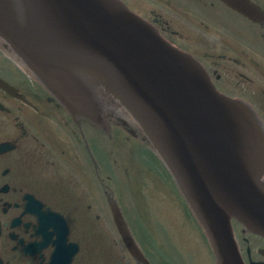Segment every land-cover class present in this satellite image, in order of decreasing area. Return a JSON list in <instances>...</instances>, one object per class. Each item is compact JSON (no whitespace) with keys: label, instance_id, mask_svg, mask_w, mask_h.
<instances>
[{"label":"water","instance_id":"water-1","mask_svg":"<svg viewBox=\"0 0 264 264\" xmlns=\"http://www.w3.org/2000/svg\"><path fill=\"white\" fill-rule=\"evenodd\" d=\"M252 21L246 0H222ZM0 40L75 121L115 136L112 111L135 121L203 227L216 264H244L231 221L264 237V128L220 93L201 64L119 0H0ZM112 220L131 256L150 264L123 214Z\"/></svg>","mask_w":264,"mask_h":264},{"label":"flooded vegetation","instance_id":"flooded-vegetation-1","mask_svg":"<svg viewBox=\"0 0 264 264\" xmlns=\"http://www.w3.org/2000/svg\"><path fill=\"white\" fill-rule=\"evenodd\" d=\"M122 1L197 59L217 90L247 103L264 124V0H246L260 21L222 0ZM193 29L207 40L190 36L186 50L175 38ZM7 51L0 40V264H97L85 248L92 242L84 240L83 222L70 217L84 202L69 201V193L80 192L73 185L78 177L92 174L98 129L86 131L88 124L70 118L39 82L14 67ZM69 175L72 188L65 184ZM238 225L233 230L244 264H264V238Z\"/></svg>","mask_w":264,"mask_h":264},{"label":"rangeland","instance_id":"rangeland-1","mask_svg":"<svg viewBox=\"0 0 264 264\" xmlns=\"http://www.w3.org/2000/svg\"><path fill=\"white\" fill-rule=\"evenodd\" d=\"M193 35L198 36L201 42L207 40L205 34L194 29L184 32L182 40H175L179 46L189 50L187 38ZM197 46L200 50L205 48ZM9 61L22 72L12 60ZM24 71L32 77L26 69ZM119 116L121 121L130 119L126 111ZM114 126L113 139H108L101 132L98 134L95 150L97 170L94 174L84 173L83 179L78 177L77 183L73 184L81 193L75 194L70 175L65 178V184L68 182L67 187L73 191V194L69 193V201L84 202V208L79 204L71 209L70 217L78 216L83 222L84 240L92 242L91 246L88 241L90 245L87 243L85 248L93 252L91 256L97 264H134L112 221L109 199L119 197L120 209L131 233L142 247L152 250L153 259L162 260L165 264H216L207 234L180 197L163 161L156 153L150 152L152 148L144 142L139 127L130 126L133 134L125 128L128 137L119 128L121 126ZM92 136L90 134L89 140ZM90 145L93 146L92 140ZM88 218L95 221L90 219L87 222ZM232 226L235 231L240 229L235 220H232Z\"/></svg>","mask_w":264,"mask_h":264},{"label":"bare ground","instance_id":"bare-ground-1","mask_svg":"<svg viewBox=\"0 0 264 264\" xmlns=\"http://www.w3.org/2000/svg\"><path fill=\"white\" fill-rule=\"evenodd\" d=\"M122 4H124L125 6H126V4L124 3V1H122V0H119ZM127 7V6H126ZM128 8V7H127ZM129 9V8H128ZM130 10V9H129ZM130 11H132V10H130ZM133 12V11H132ZM160 36H161V34H159ZM8 47V51H7V54L10 56V58H12V60H13V62H14V64H16L17 66L16 67H18V68H20V70L23 72V73H26L24 70L26 69L29 73L28 74H31V75H33V73L26 67V65L19 59V58H17L16 56H15V54L14 53H12V50H11V48L9 47V46H7ZM17 61V62H16ZM18 62H19V64H21L22 65V68H21V66L18 64ZM25 69H24V68ZM34 76V75H33ZM30 78V77H29ZM34 79L37 81V82H39L43 87H44V89L49 93V94H51L55 99H56V101H57V103L59 104V106L63 109V110H65L66 112H67V114H68V116L70 117V118H72V119H74L72 116H71V114L68 112V110L66 109V107L63 105V103L59 100V99H57L54 95H53V93L47 88V87H45L35 76H34ZM211 81V80H210ZM1 82H3V81H1V79H0V83ZM6 82H4L1 86L2 87H5L6 86ZM8 86V85H7ZM235 99H237V98H235ZM238 100H240V99H238ZM242 101V100H241ZM244 102V101H243ZM251 107V106H250ZM124 108H121V107H117V108H114V110L112 111V119H113V126L114 125H116L117 127H119V126H121V127H119V128H122L123 129V131H124V133H126V135L129 137V135L127 134V132L125 131V124H124V122H127L128 123V125L129 126H133V125H136V127H138V125L135 123V121L130 117V119H129V121L128 120H122L121 121V116H119L120 115V113H123L124 114ZM254 111V110H253ZM255 112V111H254ZM256 114V113H255ZM257 115V114H256ZM123 117H124V115H122ZM130 116V115H129ZM258 117V116H257ZM125 119V118H124ZM259 119V118H258ZM260 120V119H259ZM122 122V125H120L119 123H121ZM260 122H261V124H262V126H263V128H264V124L262 123V121L260 120ZM132 123H134V124H132ZM115 127V126H114ZM92 128L93 127H85V129H86V131H88V130H92ZM94 129H96V128H94ZM139 130L141 131V129L139 128ZM96 131V130H95ZM130 132H132V134H133V130H128V133H130ZM86 134V133H85ZM98 134H100V131L98 130ZM141 134H142V137L145 139V143H147V144H149L150 146H151V148H152V145H151V143L148 141V139H147V137L144 135V133L141 131ZM141 143H143V142H141ZM144 143V144H145ZM95 145V144H94ZM147 147V146H146ZM149 150V149H148ZM150 151V150H149ZM150 152H154V150L152 149V151H150ZM155 153V152H154ZM155 156V155H154ZM96 157L98 158V156H97V154H96ZM159 157V156H158ZM159 159L161 160V158L159 157ZM96 164H97V162H96ZM96 164H95V162H94V164H92L93 165V167L91 166V172L94 174V172L97 170V166H96ZM166 168V170H167V172H168V174H169V176L171 177V179H172V181H173V183H174V185H175V187H176V190H177V192L179 193V195H180V197L182 198V200L184 201V203H185V205L187 206V208H188V210L190 211V213H192V215L195 217V215L193 214V211H192V209H191V207L189 206V204L185 201V199L183 198V195H182V193L180 192V190H179V188H178V186H177V184H176V182H175V180H174V178H173V176L171 175V173H170V171L167 169V167H165ZM263 180H264V176H263ZM115 194V196H117L118 197V195L116 194V193H114ZM118 199H119V197H118ZM120 200V199H119ZM122 205V204H121ZM121 205L119 204V206L121 207ZM122 212V211H121ZM123 214V213H122ZM196 218V217H195ZM197 220V219H196ZM232 220H235V219H232ZM237 223H239L237 220H235ZM231 223H232V221H231ZM198 224H199V226L201 227V229H203V227L201 226V224L198 222ZM204 230V229H203ZM202 230V231H203ZM121 242H122V244H123V241L121 240ZM123 246H124V244H123ZM124 248H125V246H124ZM140 249V251L142 252V254H143V256L147 259V256L148 257H150V259H151V261H153L154 263L153 264H165L164 263V261H162V260H156V258L155 259H153V254H152V250H145V249H142V248H139ZM125 250L127 251V249L125 248ZM145 252V253H143V251ZM76 251V250H75ZM127 253H128V255L130 256L131 254L127 251ZM130 258L132 259L131 261L134 263V264H140V263H142V264H144L143 262H141V261H139V260H137L135 257H131L130 256ZM138 261L140 262V263H138ZM148 261V260H147ZM149 262V261H148Z\"/></svg>","mask_w":264,"mask_h":264}]
</instances>
